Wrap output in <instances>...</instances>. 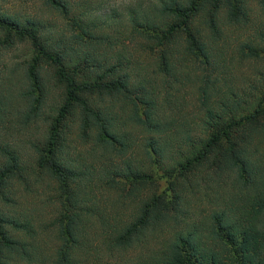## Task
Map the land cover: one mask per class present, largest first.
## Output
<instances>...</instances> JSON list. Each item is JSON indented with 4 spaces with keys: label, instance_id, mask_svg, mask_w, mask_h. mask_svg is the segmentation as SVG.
Here are the masks:
<instances>
[{
    "label": "trees",
    "instance_id": "trees-1",
    "mask_svg": "<svg viewBox=\"0 0 264 264\" xmlns=\"http://www.w3.org/2000/svg\"><path fill=\"white\" fill-rule=\"evenodd\" d=\"M48 3L0 12V264H264V0Z\"/></svg>",
    "mask_w": 264,
    "mask_h": 264
},
{
    "label": "rangeland",
    "instance_id": "rangeland-1",
    "mask_svg": "<svg viewBox=\"0 0 264 264\" xmlns=\"http://www.w3.org/2000/svg\"><path fill=\"white\" fill-rule=\"evenodd\" d=\"M104 2V4L113 6L116 9L122 7V5L129 4L133 0H100ZM0 12L5 13L7 15H11L13 17L18 18L20 21L24 20V18H35L40 20L42 23L49 26L46 28V33L57 34L60 31L66 30L64 29L63 20L59 17L58 12L53 10L50 7V3L48 0H0ZM1 34V32H0ZM20 44H16L14 47L8 50H2L0 55V75L6 74V70L10 67L9 59L14 57V63L20 64L21 55ZM241 71L244 74L249 75L252 73V69L254 67H259L257 64H245ZM6 67V70H5ZM8 75V74H6ZM44 219L48 217L49 211L46 210L43 212ZM41 239L46 240L41 237ZM50 242L48 240L45 241L44 249H49Z\"/></svg>",
    "mask_w": 264,
    "mask_h": 264
}]
</instances>
